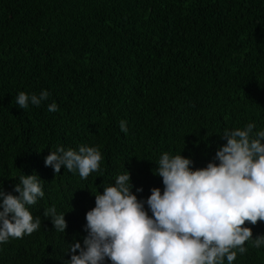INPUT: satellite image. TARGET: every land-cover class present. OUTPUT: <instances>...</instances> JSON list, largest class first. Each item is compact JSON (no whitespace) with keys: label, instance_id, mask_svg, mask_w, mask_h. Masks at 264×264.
<instances>
[{"label":"trees","instance_id":"trees-1","mask_svg":"<svg viewBox=\"0 0 264 264\" xmlns=\"http://www.w3.org/2000/svg\"><path fill=\"white\" fill-rule=\"evenodd\" d=\"M44 90L40 106L16 104ZM249 122L264 129V0H0V189L18 195L19 177L36 174L45 193L29 206L40 228L0 244V264H63L118 174L146 200L163 189L164 152L205 167L220 135ZM81 145L103 157L87 179L45 165ZM53 206L65 233L44 215ZM245 226L264 235V222ZM245 247L233 264H264V247Z\"/></svg>","mask_w":264,"mask_h":264},{"label":"clouds","instance_id":"clouds-1","mask_svg":"<svg viewBox=\"0 0 264 264\" xmlns=\"http://www.w3.org/2000/svg\"><path fill=\"white\" fill-rule=\"evenodd\" d=\"M47 90L20 92L16 104L25 109L40 106ZM55 102L48 111H57ZM120 129L127 134L126 121ZM254 122L225 131L226 143L218 146L205 167L196 168L181 153L164 152L153 174L162 178L163 189L153 187L147 199L138 198L126 170L114 182L94 194L95 206L85 215L82 241L74 239L63 264H233L247 252L246 242L259 249L264 235L253 238L252 228L264 222V129ZM98 147L81 145L78 150L58 146L44 160L55 174L61 168L78 172L82 179L100 171ZM38 175H22L13 195L0 189V244L9 238L31 235L41 226L29 206L45 193ZM53 228L65 233V213L50 207L44 213Z\"/></svg>","mask_w":264,"mask_h":264}]
</instances>
